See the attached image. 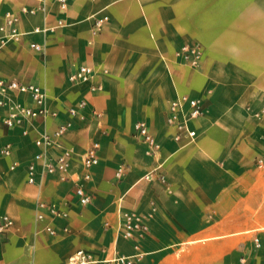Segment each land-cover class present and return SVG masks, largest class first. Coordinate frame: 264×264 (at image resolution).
I'll use <instances>...</instances> for the list:
<instances>
[{"label":"crops","instance_id":"1","mask_svg":"<svg viewBox=\"0 0 264 264\" xmlns=\"http://www.w3.org/2000/svg\"><path fill=\"white\" fill-rule=\"evenodd\" d=\"M7 11L24 34L0 46V78L44 86L57 115L7 128L0 108V147L13 143L12 154L0 158V214L15 220L0 238V264H107L118 256H132V264H264V166L257 163L264 156V0H68L65 9L58 0H0V24ZM59 19L64 25L54 30L33 31ZM191 42L204 49L197 66L176 54ZM81 64L94 67L91 81L69 79ZM93 82L101 89L92 91ZM180 93L205 104L190 142L177 141L167 122ZM13 96L32 103L27 94ZM139 120L160 143L155 152L136 134ZM67 121L50 153L74 149L69 177L42 175L38 165L30 183L35 139ZM95 139L99 160L84 182L92 199L81 206L74 187ZM121 164L126 170L117 177ZM156 167L164 180L145 177ZM39 199L67 215L44 209L37 219ZM124 211L148 230L124 237ZM79 249L92 260L71 261Z\"/></svg>","mask_w":264,"mask_h":264},{"label":"built area","instance_id":"2","mask_svg":"<svg viewBox=\"0 0 264 264\" xmlns=\"http://www.w3.org/2000/svg\"><path fill=\"white\" fill-rule=\"evenodd\" d=\"M61 9H65L68 6V0H58ZM26 13H32L35 10L33 8L23 7ZM4 22L0 24V46L4 45L10 40L19 41L24 34L17 27L18 16L14 13L7 11L3 15ZM108 20V16L96 17L93 24V31L99 32L104 23ZM64 25V21L59 19L57 24L53 27L39 28L36 27L34 32H42L47 29L54 30L56 27ZM30 46L36 50L45 53V45L32 41ZM179 56L185 63L191 66H197L201 63L204 55V49L199 42H191L182 45L177 51ZM95 75V69L88 64H81L77 70L70 73L69 79L73 82H89ZM101 83L93 82L90 85V89L95 91L101 89ZM14 93H22L30 96L32 103H24L15 99ZM48 93L44 86L36 83H24L13 79L0 78V108L4 110V125L7 128H14L16 126H25V123H32L37 118L46 119L48 115L56 116L57 111L51 110L47 105ZM86 106V101L81 100L78 104L79 108ZM78 107H71L69 112L73 115L77 114ZM205 112V104L198 97L191 96L187 93H180L169 102V113L167 116V122L169 125L175 127L174 137L177 141L182 142L186 139V142H190L196 136V130L191 127V122L202 115ZM95 114L100 113L94 111ZM71 127V122H63L53 131L44 128L39 136L35 139V144L38 150L35 152L33 159L28 163V181L35 183L37 181V166L41 168V174H54L57 173L60 178L67 179L71 170V159L74 154V149L71 147L63 148L62 151L52 156L50 149L54 145H58V139ZM28 129H24V133H27ZM135 132L141 137L144 143L150 148L152 152H155L160 148L154 133L150 130L148 124L144 120H139L135 123ZM184 144V142H183ZM100 142L93 140L87 150L85 151L82 159L83 174L79 178V182L75 184L74 195L77 202L81 206H85L90 203L92 194L86 189L84 182L89 180L92 176V167L97 164L99 160ZM13 152V143L5 142L0 147V158L9 156ZM259 166H264V156L257 159ZM18 162L12 163V168L16 167ZM126 170V166L121 164L116 170L117 177H122ZM154 176L164 180V175L156 167L145 175L146 178L152 179ZM44 209L49 210L51 215L54 216H66L67 213L54 204L39 199L37 201L36 217L39 220L45 218ZM122 235L126 238H131L135 231H147L148 227L141 221L138 214L131 211L122 212ZM15 226L14 218L9 214H0V238L10 231ZM46 229L49 233L55 234L56 230L47 225ZM91 255L85 252L83 249H79L71 258L74 263H85L91 261ZM113 261H120L124 264H132V256H118L114 259L107 261V264H111Z\"/></svg>","mask_w":264,"mask_h":264},{"label":"rangeland","instance_id":"3","mask_svg":"<svg viewBox=\"0 0 264 264\" xmlns=\"http://www.w3.org/2000/svg\"><path fill=\"white\" fill-rule=\"evenodd\" d=\"M80 178V177H79Z\"/></svg>","mask_w":264,"mask_h":264}]
</instances>
